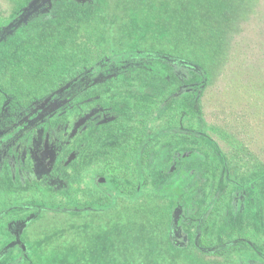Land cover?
Masks as SVG:
<instances>
[{"label":"trees","instance_id":"obj_1","mask_svg":"<svg viewBox=\"0 0 264 264\" xmlns=\"http://www.w3.org/2000/svg\"><path fill=\"white\" fill-rule=\"evenodd\" d=\"M64 4L76 6L81 17L70 23L57 17ZM115 16L123 22H112ZM17 21L32 38L16 47L3 41L0 48L1 161L15 165L8 146L30 130L31 139H39L45 122L27 125L56 99L69 95L43 121L57 122L55 133L64 132L69 142L90 122L119 121L112 103L132 93L124 139L82 168V190L131 214L148 210L155 199L172 201L170 234L178 250L212 264H264V232L249 225L246 214L231 225L226 248L199 228L219 213L227 218L238 200L241 207L264 200V0H0V35ZM74 108L78 113L61 121ZM29 155L31 173L50 175L51 165L48 171ZM53 183L50 176L47 185ZM19 201L16 208L37 207ZM73 202L64 203L65 211L79 208ZM182 217L194 223L191 245ZM17 239L20 257H27ZM247 253L263 263H246L241 256Z\"/></svg>","mask_w":264,"mask_h":264},{"label":"rangeland","instance_id":"obj_2","mask_svg":"<svg viewBox=\"0 0 264 264\" xmlns=\"http://www.w3.org/2000/svg\"><path fill=\"white\" fill-rule=\"evenodd\" d=\"M117 1L106 0V4L112 5ZM82 12V16L89 13L88 11ZM112 13L110 11L109 15L111 16ZM56 16H62V20L68 19V23H70L71 18H80L81 12L74 5L64 4L56 12ZM123 20V16H115L111 19L116 24H121ZM22 24V21H17L16 24L12 22L7 27L6 32L0 35V48L3 41L11 45L9 47H16L23 39L32 38L31 30L22 33L21 29L24 26ZM31 24L36 23L32 22ZM46 30L49 31L50 36L55 32L51 29ZM111 30L114 32V27H111ZM2 50L0 49V53ZM105 73L100 76H104ZM110 73V71L107 72V74ZM97 78L99 77H90L88 80ZM80 90L81 88L77 89V92ZM131 94L123 95L117 103H112L111 107L114 114L119 116V121L114 124L109 122L101 127L98 124L93 127L90 122L86 127V132L77 135L69 142L65 141L68 136L66 135V138L64 132L55 133L57 127L53 126L57 122H54L53 126L50 124L48 126V123L43 121L46 115L64 106L69 95L62 96L45 107L38 117L28 123L27 126L30 128L34 123L43 124L45 122L42 134L36 137L39 138L38 140L31 139L33 133L30 130L19 137V141L8 146L9 155L7 156H14L12 158L14 160H10L15 165L12 166L10 162H5L6 160L4 161L3 158L2 161L0 159V166L2 165L0 167V264L213 263L206 261L201 255L177 249L170 234L171 226H174L172 201L155 199L148 203L150 206L146 207L148 210L143 209L138 213L134 211L131 214V208L114 204L110 206L107 201L102 203L101 195L94 190H82L85 186L80 182L82 168L96 157L103 155L109 147H113L124 139L125 122L130 118V105L126 101L130 100ZM134 97L137 96L134 95ZM74 106L75 104L72 105V107ZM72 113H78V108L69 109L63 113L61 121H64L65 115ZM8 121V117L3 118L1 124L4 125ZM50 131L52 133L47 135V132ZM53 134L55 139L52 142L49 137L52 138ZM5 136L2 140L6 139ZM43 137L48 139L45 146H43ZM75 147L77 148L74 152L77 155L73 157V153L71 157L72 149ZM30 153L35 156L36 161L42 160L48 171L51 165L50 175L40 170V167L38 168L39 174L31 173ZM50 176L55 183L48 186ZM24 178L26 180H23ZM157 178L163 180L160 175ZM64 182L67 184L66 189L63 187ZM158 182L160 181H156V183ZM259 195L264 196V183L259 186ZM83 197L86 199L85 201H83ZM18 199H23V201H27L26 204H33L37 207L16 208L20 204ZM70 200L74 201L73 203H78L79 208L76 211H65L64 203ZM47 201L54 202V204L48 207ZM236 202L237 206L230 208L232 210L227 218L219 213L210 224L203 227V223H201L199 226L204 232H210L218 237L222 244L220 248L227 247V243L224 241L229 240V232L232 227L235 228L231 225L235 224L238 218L244 214L248 216L246 222L249 225H252L257 231L264 232L262 211L264 200L262 198L249 202L245 200L243 207L239 200ZM133 204L132 206H136ZM139 205L137 204V206ZM246 205L247 210H245ZM186 211L190 210L187 208ZM179 220L181 230H185V233L183 231L182 233L187 236L186 244L191 245L194 223L190 219L187 220L186 217ZM17 238L22 242V250L27 252V257H20V247H16L14 241ZM241 257L245 259L246 263L254 261L263 263L251 253Z\"/></svg>","mask_w":264,"mask_h":264}]
</instances>
